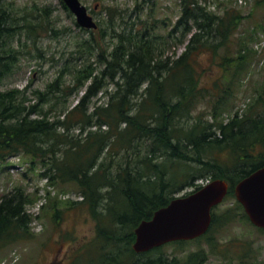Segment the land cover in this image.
<instances>
[{
	"label": "rangeland",
	"instance_id": "obj_1",
	"mask_svg": "<svg viewBox=\"0 0 264 264\" xmlns=\"http://www.w3.org/2000/svg\"><path fill=\"white\" fill-rule=\"evenodd\" d=\"M81 1L98 22V28L90 30L81 27L75 14L68 10L63 0H0V4L13 11L14 23L12 34L3 38L0 43V50L2 46L7 50L6 53L0 52V91L17 89V102H23L27 107L26 113L32 118H39L44 110L51 120H64L65 125L59 126L58 131L67 133L68 139L72 141H68L62 148L72 146L76 140L85 145L89 131L104 134L116 132V123L113 127L108 123L97 124L98 115L92 114L100 106L99 110L103 114L101 118L107 119L103 110H109L120 96L117 94L118 77L113 79L107 70L103 74L107 68L103 58H111L120 34L129 32V36L140 40L147 37L144 34L149 33V37L156 42V47L162 48L157 49L159 57L164 59L162 62L178 58L186 50L188 39L192 35L189 33L184 36V29L175 27L181 16V0ZM202 2L208 9L219 13H223L225 9L242 12L240 26L229 40L228 51L227 48L219 50L228 52L233 59L227 61L228 66H223L220 54L207 51L198 56L196 78L199 92L190 105L176 109L181 113L171 118L172 124L176 128L182 126L189 130L196 123L205 126L216 122L215 115L219 117V121L224 119L226 122L236 112L241 116L246 115L245 117L264 116L263 102L256 104L259 93L264 92V4L256 5L255 0ZM109 6L113 7L112 13ZM170 31L173 32L172 35H169ZM164 36L168 43L159 41L161 37L163 41ZM183 37L186 38L184 43L180 40ZM245 46L249 48L246 52ZM243 54H247V59L239 61ZM90 70L94 71L93 76L97 75L103 82L101 89L84 102L83 107L88 108V115L76 110L66 117L63 114L68 109L72 110L83 103L82 99L92 79L81 83V71ZM146 84L140 89L141 96L147 95ZM141 96L132 97L129 106H133V102H141ZM33 106L39 110L29 111ZM187 109L190 112H186ZM182 113L184 115L181 116ZM83 126L86 130L82 134ZM243 126L249 133L250 125L245 122ZM125 127L126 123L123 122L119 128ZM116 136L115 133L110 138L108 147L98 150V156L102 153L97 165H101V168L103 166L101 182L115 179L122 168L124 170L129 167L133 172L151 169L145 162L148 151L154 147L152 143L150 146V141L137 136L127 149V144L124 147V143L117 142ZM90 139L93 141L95 138ZM180 141L187 146L184 148L185 155L197 153L188 140L181 137ZM155 152L158 154L156 162L166 163L163 168L169 170L179 169L183 172L191 170L192 165L199 166L197 161H185L178 157L170 159L168 154L160 151L159 146ZM229 152L228 148H213L205 151L204 159L227 161L221 164L225 167L232 166V161L228 159ZM43 162L33 163L31 157L24 154L0 160V200L15 187H23L32 201L27 206L32 220L26 236L0 247V264H114L112 261H116V256L125 257L122 249L116 248V243L113 247L102 241L98 234L100 216H95L90 202L84 200L81 192L83 189L63 180H56L51 184L50 178L41 174L51 166V162L49 159ZM230 172L232 171L229 170V174ZM170 175L171 173L167 177L164 175L163 178L160 175L159 183L169 180ZM210 177L203 176V179ZM181 178L180 176L179 179ZM198 182H201L200 178L196 180ZM185 187L183 190L169 188L177 191L174 195L193 189V186ZM108 189L102 188L101 193ZM106 202L103 199L98 206V213H106ZM237 203L236 198L229 197L214 210V213L218 212L220 215L230 210L233 215L229 221L220 219L219 226H215L210 233L217 242L216 252L206 240L168 244L164 246L163 252L170 259L176 255L184 260L193 251H204L213 264H231L232 261V264H236L238 256L248 253L250 258L247 256L246 264H264V231L247 221ZM118 236L125 239V232ZM151 255L155 257L159 253ZM144 257L146 256L142 255L141 259Z\"/></svg>",
	"mask_w": 264,
	"mask_h": 264
},
{
	"label": "trees",
	"instance_id": "obj_2",
	"mask_svg": "<svg viewBox=\"0 0 264 264\" xmlns=\"http://www.w3.org/2000/svg\"><path fill=\"white\" fill-rule=\"evenodd\" d=\"M180 3L181 16L175 23V27L183 28L184 36L189 33L192 35L188 39L186 50L178 58L162 62L161 60L164 59L157 53V49L161 46L156 47V42L149 37V33L144 34L147 37L139 40L129 36V32L120 34V40L114 46L111 58H103V62L107 63L103 74L107 70L113 79L118 77L117 94L120 96L115 103H112L109 110H103L107 119L101 118L103 114L99 110L100 106L96 107L92 116L98 115L97 124L108 123L113 127L116 123V132L104 134L100 131H89L85 145L76 140L72 146L62 148L68 141H72L68 139L67 133L58 131L59 126L65 125L64 120L53 121L44 110L41 111L39 118H32L29 113H26L27 107L23 102H17L19 99L15 94L17 89L0 91V160L5 161L17 154L31 157L33 163L43 164V161L49 159L51 166L41 174L48 176L51 184L56 180H63L77 184L83 189L81 192L84 200L90 202L95 216H100L98 234L102 241L113 247L116 243V248H121L122 252L129 257L128 259L118 255L115 258L116 261H112L114 264H208L206 262L208 255L204 251L192 253L184 260L176 255L171 259L166 258V253L163 252L164 246L156 247L145 254H137L133 249L136 226L143 219L150 218L157 208L170 202L177 191L169 187L179 188V190L185 186L199 188L201 184L196 183V180L210 175L209 179L229 180L231 184L229 196L234 197V188L238 181L264 164V116L245 117L246 115L241 116L237 112L234 117L225 122L224 119L219 121V117L215 115L216 122L205 126L196 123L189 130H185L182 126L176 128L175 124H172L171 118L181 113L176 109L190 105L199 92L196 78L198 56L207 51L215 55L220 54L223 60L222 65L228 66L227 61L233 59L232 56L228 55V52L219 50L227 48L228 51L229 40L236 29L238 30L243 16L240 10L225 9L223 13L210 10L199 0H181ZM262 4L264 0L256 1V5ZM111 9L109 8L110 13H112ZM12 17L13 11L0 4V43L14 30ZM172 34L173 32L170 31L169 35ZM161 39L159 40L161 43H168L166 36L163 41ZM185 39L180 38L182 43ZM244 50L246 52L249 48L245 46ZM0 52H7L5 46H2ZM0 58L2 59L1 54ZM246 59L247 54H243L239 61ZM81 73L83 74L81 83L92 79L91 84L82 99L83 103L72 110L68 109V112L63 114L66 117L76 110H81L88 115V108L83 107L84 102L101 89L103 79L98 78L97 75L93 76V70L81 71ZM145 84L147 95L141 96L140 89ZM138 95L142 97L141 102H133V106H137L130 107V99ZM263 96L264 92L259 93L256 104L263 102L264 105ZM134 109L136 110L132 114ZM37 110L39 109L33 106V109L29 111ZM186 112H190V109ZM86 120L88 124H91L90 120ZM123 122L126 123V127L120 129V124ZM245 122L250 125L248 130L251 134L244 130ZM85 130L83 126L82 134ZM115 133L117 142L124 143V147L127 144V149L137 136L141 135L150 141V146L152 143L154 147L148 151L145 162L151 166V169H145L146 172L140 170L133 172L129 167L124 170L122 168L115 179L101 182L103 166L101 168V165H97L102 153L98 156V150L101 147H108L110 138ZM181 137L196 148V154L191 156L184 154V148L187 146L181 143ZM90 138L95 139L91 141ZM157 146L160 147V151L168 154L170 159L178 157L185 161H197L199 166L192 165L191 170L183 172L179 169L163 168L166 163L156 162ZM213 148H228L230 150L228 159L232 161V166L225 167L221 164L227 161H218L213 158L205 160V151ZM229 170L232 171L231 174ZM170 173L169 180L159 183L160 175L163 178ZM153 175H155L154 178ZM180 176L181 179H179ZM189 179L192 180L189 181ZM104 187L109 189L102 194L101 189ZM103 199L107 201L106 213H98V206L102 204ZM31 202L29 194L23 187H15L11 192L3 195L0 200V247L26 236L32 220L27 208ZM238 205L243 216L247 218L243 207L239 203ZM225 217L226 221H229L232 215L226 212ZM219 218L220 215L213 214L211 230L204 237L209 240L213 248L216 246V241L212 240L213 236L210 233L215 226H219ZM121 232H125V239L118 236ZM177 242L186 243L187 241ZM155 252L159 255L154 257L151 254ZM142 255L146 256L143 260ZM247 256V253L238 256L239 261L236 264H246Z\"/></svg>",
	"mask_w": 264,
	"mask_h": 264
},
{
	"label": "water",
	"instance_id": "obj_3",
	"mask_svg": "<svg viewBox=\"0 0 264 264\" xmlns=\"http://www.w3.org/2000/svg\"><path fill=\"white\" fill-rule=\"evenodd\" d=\"M84 27L98 25L80 0H65ZM229 183L215 179L194 193L177 197L158 209L151 219L143 220L136 228L133 244L137 252L178 239H191L203 234L212 220V207L228 193ZM235 193L245 206L251 221L264 228V165L237 183Z\"/></svg>",
	"mask_w": 264,
	"mask_h": 264
},
{
	"label": "bare ground",
	"instance_id": "obj_4",
	"mask_svg": "<svg viewBox=\"0 0 264 264\" xmlns=\"http://www.w3.org/2000/svg\"><path fill=\"white\" fill-rule=\"evenodd\" d=\"M141 136V135H140Z\"/></svg>",
	"mask_w": 264,
	"mask_h": 264
},
{
	"label": "flooded vegetation",
	"instance_id": "obj_5",
	"mask_svg": "<svg viewBox=\"0 0 264 264\" xmlns=\"http://www.w3.org/2000/svg\"><path fill=\"white\" fill-rule=\"evenodd\" d=\"M207 260V259H206Z\"/></svg>",
	"mask_w": 264,
	"mask_h": 264
}]
</instances>
